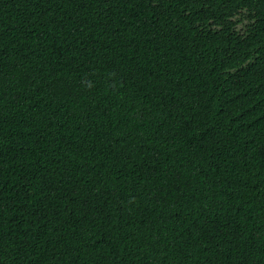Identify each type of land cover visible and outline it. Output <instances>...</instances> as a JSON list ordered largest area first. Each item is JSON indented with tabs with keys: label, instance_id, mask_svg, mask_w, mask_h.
Returning a JSON list of instances; mask_svg holds the SVG:
<instances>
[{
	"label": "trees",
	"instance_id": "1",
	"mask_svg": "<svg viewBox=\"0 0 264 264\" xmlns=\"http://www.w3.org/2000/svg\"><path fill=\"white\" fill-rule=\"evenodd\" d=\"M0 264H264V0H0Z\"/></svg>",
	"mask_w": 264,
	"mask_h": 264
}]
</instances>
